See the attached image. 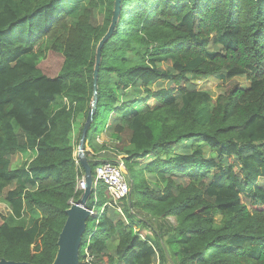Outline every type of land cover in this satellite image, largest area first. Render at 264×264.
I'll list each match as a JSON object with an SVG mask.
<instances>
[{"label":"trees","instance_id":"16d2710c","mask_svg":"<svg viewBox=\"0 0 264 264\" xmlns=\"http://www.w3.org/2000/svg\"><path fill=\"white\" fill-rule=\"evenodd\" d=\"M91 8L106 15L102 26L91 25ZM113 8L0 0V203L9 209L0 260L55 259L65 212L82 194L75 147ZM188 76L247 85L212 100ZM96 84L84 144L93 214L79 264H264V0H121ZM108 124L113 141L130 132L120 160L131 190L118 201L95 183L96 167L115 160L95 143ZM16 154L31 158L13 169ZM24 212L35 216L28 227Z\"/></svg>","mask_w":264,"mask_h":264},{"label":"water","instance_id":"95a60500","mask_svg":"<svg viewBox=\"0 0 264 264\" xmlns=\"http://www.w3.org/2000/svg\"><path fill=\"white\" fill-rule=\"evenodd\" d=\"M120 3L121 0H114V8H113V14L110 25L105 35L99 41V44L96 49V61H95L94 77H93V97L86 121L84 123L80 135L79 144L77 147L76 158L78 163L83 169L85 189L82 192L79 201H77L76 203H71L70 208L65 212L66 220L58 236V241H57L58 250L52 264H79V248H80L81 238L86 227V220L91 215L86 204L93 190L92 189L93 179H92L91 169L89 166L90 160L84 154V144L88 129L92 123V119L96 110V103H97L96 78L100 63L101 49L113 34V31L115 29L119 17ZM0 264H30V263L7 261L5 259H1Z\"/></svg>","mask_w":264,"mask_h":264},{"label":"rangeland","instance_id":"374dc122","mask_svg":"<svg viewBox=\"0 0 264 264\" xmlns=\"http://www.w3.org/2000/svg\"><path fill=\"white\" fill-rule=\"evenodd\" d=\"M90 12H91V16H90L91 25H93L94 27L102 26L104 24L103 23L104 20L106 19V15H103L98 10V8H91ZM188 79L190 80L191 83L196 85V88H197L198 91L207 93L212 98V100H215L216 97L219 94L224 93L226 90H228L230 87H232V85L234 83H236V82L238 84H241L242 87H246V85H247V83H246V81L244 80L243 77L235 78L234 81H231L229 83H223L222 81L217 80V79H213V78H207V79H204V80H198V79H195V78H192V77L188 76ZM150 88L152 90L156 89L154 85H151ZM143 96H144V94H142V95L141 94H137L135 99H139L140 97H143ZM149 104L151 106H153L154 105V101L150 100ZM15 129H16L17 135L19 137V141L23 142V139L20 137L19 130L17 128H15ZM129 139H130V132L129 131H124L120 135V140L118 141V143L113 144V142L109 141L108 142L109 146L106 147V148L110 149L111 152H113L115 154V157H114L115 159H118V156H119V158H121L123 153H124V150L127 148L128 144H129ZM77 147L78 146L75 147L76 148L75 149V156H76V153H77ZM30 158H31L30 154H16L12 158V165H11L12 167L11 168H13V169L17 168L18 166H20V165L24 164L25 162L29 161ZM144 165H145V160L141 159L139 164H138V168L137 169H140ZM105 195L109 196V193H108L107 189L105 191ZM118 211H120V210H118ZM8 213L9 212H8L6 206L4 204L0 203V214H2L4 216H7ZM95 214L96 213L94 212V215ZM34 218H35V216H34L33 213L24 212V214H23V224L26 227H28L33 222ZM166 221L172 223L173 225L175 223L173 218H166ZM215 221H216V224H218L220 222V217L219 216L216 217ZM139 231H141L142 236H144L145 234H149V231L146 230V229H142L141 226H139Z\"/></svg>","mask_w":264,"mask_h":264},{"label":"built area","instance_id":"2783aa9c","mask_svg":"<svg viewBox=\"0 0 264 264\" xmlns=\"http://www.w3.org/2000/svg\"><path fill=\"white\" fill-rule=\"evenodd\" d=\"M78 166L77 159L75 160ZM102 183L107 189L109 196L115 201L126 199L131 190L130 180L127 178L126 169L120 159L104 160L95 169V183ZM85 189L84 178L78 181L77 190L83 192ZM91 214L92 211L89 210Z\"/></svg>","mask_w":264,"mask_h":264},{"label":"crops","instance_id":"0c3cea01","mask_svg":"<svg viewBox=\"0 0 264 264\" xmlns=\"http://www.w3.org/2000/svg\"><path fill=\"white\" fill-rule=\"evenodd\" d=\"M111 138L113 139V137L111 136V128L109 127V124L108 126L106 127L105 130H103L102 132H99L95 135V143H97V145L101 146L103 144H105L106 147H108V142L111 140ZM113 140H111L112 142ZM118 143V141H113V144H116ZM88 150V148H86ZM102 154H106V155H109L108 157L109 158H114L115 157V154L113 152H101ZM117 156V155H116ZM118 159H121L119 158L118 156ZM7 208V207H6ZM8 212H9V209L7 208Z\"/></svg>","mask_w":264,"mask_h":264}]
</instances>
